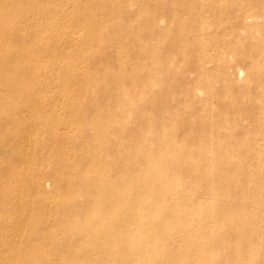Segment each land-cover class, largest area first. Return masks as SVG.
Here are the masks:
<instances>
[{"label":"rangeland","instance_id":"1","mask_svg":"<svg viewBox=\"0 0 264 264\" xmlns=\"http://www.w3.org/2000/svg\"><path fill=\"white\" fill-rule=\"evenodd\" d=\"M62 1L36 0L40 8H29L22 3L16 5L0 3L1 13L7 11L12 17L29 13L30 21L23 23L21 28L23 27V31L31 37L29 40L32 41L27 40L28 45L23 47L24 50L31 49V46L41 49L40 51L44 50L39 37L41 35L34 33L35 28L39 30V27L40 29L64 27L66 29L69 25H74L72 29L77 31L75 35L82 36L79 42L81 47L87 48L84 55L73 56L75 65L84 66L83 74L74 76L58 68H54L52 72L51 66L47 67L49 73H52L51 76L68 85L69 94L64 92L59 84L55 86L44 84L35 91L33 102L31 99L22 100L19 105H23L24 109L32 105L39 109V112H44L48 106H54L50 102L57 103L59 100L62 103L60 106L64 108L61 115L68 120L81 123L77 133L82 135L87 134V125L91 129L103 132V127L108 121L110 123L107 128L110 131L109 138L108 135L101 138L103 144L97 147L101 151L99 162L86 160L88 159L86 152L94 151L86 143L85 145L78 142L71 147L84 154L86 159L82 164L92 165L96 170L103 171V164L111 160L110 148L115 140L124 144L127 150L124 153L125 158L128 157L130 149L135 153L139 148L146 151L148 158L138 159L140 166L138 175L145 174L144 180L147 176L157 175L158 167L154 162L160 156L165 163L171 162V164L173 163L170 158L178 156L180 159L175 161L176 168L178 166L179 169L182 166L185 168L192 165L195 168L193 178L187 176L185 172L181 173V170H177L176 173L174 171L175 174L170 171L172 179L183 185L179 188L177 198L171 197L170 193L160 198L153 197L155 200L152 199V201L155 203L152 207L149 208L143 204L137 209L138 214L141 216L145 214L147 218H155L156 221H164L160 229L162 231L167 227L166 223L188 229L192 223L186 219H177L170 209L173 208L176 213L180 210L195 212L201 208L203 218L199 222L200 229L203 223L206 225L200 236L206 235L207 239L213 241V244L203 253L209 255V259L216 260L212 264H264V0H240V2L239 0H200L202 4L199 0H109L106 9L99 12L97 9L100 4L97 5L92 0L89 3L83 0ZM238 2L239 6H237ZM118 6L121 10L116 12L114 9ZM45 8L47 13L44 14ZM235 11L238 13L236 14ZM69 14L73 16L72 19ZM56 21L61 22L54 26L57 24ZM202 22L203 25H201ZM0 33L6 36L7 41L5 46H0L4 54L3 58L6 60L5 64L9 67L10 64L17 63L18 67L27 74V80L34 82L35 70L30 68L33 67V63H28L25 58L17 60L8 51L18 43L17 35L11 30L8 31L7 28L4 30L0 28ZM50 44L56 46V49L50 53L45 52L44 54L47 55L45 60L59 56L66 57L79 46L69 41L61 44L63 48L55 45L54 40H50ZM110 62H112L111 66L114 64L117 73L120 71L132 73L128 78L118 80L121 85L132 83L134 86L130 102L123 114L117 112L119 105L115 97L107 99V95H101V90L106 87L101 80H105L109 75L103 71H106ZM7 75L13 74L9 72ZM12 77L10 76L11 80L15 79ZM87 79L92 81L89 87H84V91H88L89 94L95 93L97 97L101 95L97 99L99 109L90 107L87 94H84L80 88L81 81ZM108 87H110L109 95L112 94L111 91L115 95L119 90L116 84ZM20 91L16 89L15 93H11L12 95L6 99L14 98L12 96L17 97ZM47 91L50 93L45 97L44 93ZM69 103L70 106H68ZM86 105H89L91 113H86ZM158 105L162 107V120L165 125L157 121L158 115L155 108ZM76 106L82 107V110L76 111ZM97 109L102 111L98 112ZM136 112L138 115L135 114ZM31 119L27 117L23 120L25 127H32L30 133L23 139L24 143L26 142V146H29L27 143L30 141L34 143L36 138L35 140L40 139L39 141L48 149H39L30 142V145H33L32 151L27 148L26 152L24 144V148L15 146L11 140L12 138L15 141V138H18V131L1 128L0 139L5 144L0 151L2 159V161L0 159V176H3L5 181L1 188L21 185L19 180L27 165L18 161V152L23 151L30 164L38 161L35 156L37 152H40L43 160L37 163L42 166L43 172L40 174H44L42 175L44 183L35 188L30 187L32 181L38 176L36 172L31 171L26 177L28 181L25 180V186L28 185L29 188L18 196L28 194L29 203L34 204V214L41 213L44 217H49L50 222L54 224L56 208L52 201L57 197L63 199L66 194V192L56 191L51 167L47 160L48 155L51 158L50 148L55 146L59 139H53L50 134L52 131L46 127L54 126V130L57 125L55 126L53 119L36 124L34 122L31 124ZM204 126L207 131L213 126L216 127L214 133L210 134V136L214 135V138H211L213 141L188 138V134L194 136L192 133L196 132L198 127ZM183 127L188 128V134L181 131ZM57 129L59 130L58 127ZM100 129L103 130L100 131ZM61 131L70 130L69 127H62ZM205 148L208 149L207 156L204 154ZM210 156L217 157L219 162L216 165L211 164L207 160ZM31 160L33 162H30ZM241 164H243L242 167ZM109 177L113 182L121 181V174L117 169L110 173ZM138 185L140 186L141 183ZM144 187L140 186L136 197H141L142 194L146 197ZM92 196L94 194L83 193L81 198H76L71 203L74 206L86 204ZM48 197L51 198L50 205L45 204L44 207H39L42 206L40 201ZM110 197L111 195L108 194L107 198ZM117 199L120 200L119 197ZM117 199L108 205L104 204L103 207L107 208L104 207L105 210H103L111 212L110 214L115 211L122 213L119 210L120 201ZM212 199H217L218 203L217 201L212 203ZM161 202H166L169 211L168 207H162ZM210 209L212 215L208 212ZM34 214L33 218L36 216ZM87 218L92 223L98 222V226L103 228L106 226L105 222L99 224V219L93 215V212L92 215L87 214ZM29 221L32 220H28V224ZM114 225L115 228L117 226L118 237L129 234L122 232L123 229L118 227L116 220L112 228ZM159 228L160 226L155 230L158 231ZM36 229H41L45 233L43 227L36 226ZM223 230L229 231L225 237L220 234L225 232ZM24 231L25 234L23 233L21 237L29 236L26 228ZM128 236H135V234ZM158 237L164 238L167 247L174 251L181 245L179 241L168 244L166 230ZM175 259H177L176 256ZM207 259L203 258L202 263L199 264H207Z\"/></svg>","mask_w":264,"mask_h":264},{"label":"bare ground","instance_id":"2","mask_svg":"<svg viewBox=\"0 0 264 264\" xmlns=\"http://www.w3.org/2000/svg\"><path fill=\"white\" fill-rule=\"evenodd\" d=\"M83 1L89 3V1L91 0H83ZM92 1L94 3H97V5L100 4L97 9L98 10L97 12L106 9L107 4L109 2V0H100V1L92 0ZM62 2L65 1L63 0ZM239 2L237 6H239ZM0 3L10 4V5H12L11 3L15 5L22 3L23 5H26L29 8L40 6L39 3L36 4L37 3L36 0H0ZM191 5H193V3ZM258 5L259 4H257V6ZM119 7L120 6H118L117 9L114 10L115 11L121 10L118 9ZM238 11H235L236 14L238 13ZM43 13L44 14L47 13L46 8L43 10ZM225 15L227 14L225 13ZM69 16H71L70 18L72 19L73 16L71 14H69ZM203 18H205L204 15ZM27 21H30V15L28 12L22 16L12 17L7 11L2 13L0 11V28H2L3 30L7 28L8 31L11 30L13 33L17 35V38L19 40L18 43L14 47L10 48V50L8 51L10 52L12 57L17 60L20 58H25L28 63H33V67L30 68L35 70V74H34L35 79L34 82L31 83L30 81L27 80L26 78L27 74L25 73V71L21 70L18 67L17 63L10 64L9 67L8 65L5 64L6 60H4L3 58L4 54L0 48V84L2 85L0 86V131L1 128L3 129L4 127L5 129L8 128L10 131L11 130L18 131L19 133L18 138H15V141L12 138L11 140L13 141L15 146L23 147V144L26 146L25 144L26 142L24 143L23 139L27 136V134L30 133L32 129V127H28V128L25 127L23 123V120L25 118L26 119L27 117L32 118L30 120L31 124H33V122L36 124V123H42L41 121L47 122V120H51V119L55 120V126L57 125L56 127H58L59 130L58 129L56 130V127L53 130L54 126L53 127L47 126L46 129L52 131L50 134L52 135L53 139H59V140L56 143V145L50 148L49 150V152H52V154L50 153L51 158H49L48 155L49 158L48 159L46 153H45L46 154L45 158H47L49 162L48 165H50L51 167V172H52L51 175L52 178H54V183H55L54 187L56 188V191L66 192V194H65V198L62 199L60 197H57L52 201L54 207L56 208V212H55L56 222L54 221V224L50 222L49 217H44V215L41 213L39 215L34 214L35 213L33 212L34 204L32 205L29 203L30 202L29 195L27 194V195L18 196V194L19 193L23 194V192L27 191V189L29 188L28 185L25 186L26 185L25 182L28 181L26 180V177L31 171L36 172L38 176L34 180L32 179L33 181L30 187L35 188L36 186L43 185L44 181L42 175L44 176V174H40L43 172V169L41 168L42 166H40V164L38 165V163H40L39 160L42 161L43 157L39 154L40 152H37L38 157L36 155L35 159H38L37 161L38 163L34 161L33 164H30L25 153H22L23 151L21 153L18 152V157H19L18 161L20 160L22 163L27 165L26 168L24 169L25 171L24 174L21 176V179L19 180L21 185L15 187H13L14 186L13 185L12 186L13 188H6V187L1 188L2 184L5 183V181L3 176H0V264H199L200 262L202 263L203 258L207 259L206 258L207 254L204 255L203 252L205 251L206 248H209L213 244L212 243L213 241L211 242L209 239H207L206 235H204L203 237L200 236L202 234V230L206 225L205 223H203L202 228L200 229L199 222L203 218V214H202L203 210L200 211L201 208L195 212L180 210L179 212L176 213L174 209L171 208L170 212L174 214V216H176L177 219L180 220L186 219L190 223L192 224L194 223V225L191 224V227L186 229L180 226L168 225L166 223L167 227L168 226L169 227L168 229H166L167 228L166 227L163 231L160 229L161 227H163L165 223L164 221L160 222V220L156 221L155 218L154 219L147 218L145 214H142L141 216L140 214H138L137 211V209L140 208V206H142L143 204L151 208L152 205L155 203V201H152V199L157 197L158 198L164 197L169 193L171 197L177 198V193H179L180 191L179 188L182 187L183 185L181 183H176L172 179L170 171L173 173L175 171L176 173L177 170H181V173L185 172L187 176L193 178L192 174L195 172V168L192 165L191 166L189 165L188 167L185 168L182 166L183 168L182 170V168L179 169L178 166L176 168L175 160L179 158L178 156L176 157L174 156L170 158L173 164H171V162L165 163L163 161V157L160 156L157 157V161L154 162L155 166L158 167L156 173L157 175L154 177L147 176L146 180H144L145 174H142L140 176L138 175V172L140 170L138 159L148 158V154L146 153V151L143 148H139L135 153L130 149L129 150L130 153L128 157L125 158L124 153H126L125 151L127 150L124 144L121 141L117 142L115 140V142H113L112 144V148H110L112 151L111 160L108 163L103 164L104 166L103 171L96 170L94 167H92V165L82 164L83 161L86 159L84 154H81L80 151L78 152L76 149H71V147H73L78 142L82 144L86 143L90 148H93L94 150L92 152H86V155L88 156L87 157L88 159L86 160L88 161L98 160L99 162L101 151L97 147L103 144L101 138L107 135L109 138L110 131L107 128L109 127L110 123H108V121L106 125L103 127L104 129L103 132H98V129L97 130L91 129L90 126L87 125L88 132L86 135H82L77 133V129L80 128L78 126H81V123L75 120L74 121L68 120L67 117L61 115V112L64 111V108L60 106V104L62 103L59 100H57V103L50 102V104H54V106H48V108L44 110V112H39V109L32 107V105L30 106L28 105L29 107L28 109H24L22 108L23 105L22 106L19 105L21 104L20 101L22 100L28 101L31 99L33 102L35 97L34 96L35 91L40 89L41 88L40 86L44 84H49V85L52 84L54 86L56 84H59L60 87L63 88V91L69 94L68 85L66 83H62L58 81V79H55L53 76H51L52 73H49V69L47 67L51 66L50 69L51 71L52 70L54 71V68H58L61 70L63 69L66 70L68 73L70 72L74 76L78 74H83L84 66H81L80 64L75 65L73 56L75 55L80 56L82 54L84 55L87 52V48L81 47L79 43L81 40L80 38L82 36H80V34L78 36L75 35L77 31L72 29V26L74 25H69L66 29H64V27L63 28L57 27V29L56 28L40 29L39 27V30L38 28H35L34 33H40L41 35L39 37L41 39L42 45L44 46V50H42L43 51L42 52L40 51L41 49H38L35 46H31L30 43L29 45L31 46V49L24 50L25 48L23 49V47L27 44V40L32 41L29 40V38L31 37L27 36L25 31H23V27L21 28L23 23ZM60 22L61 21H56L57 24L54 26H57ZM72 23L73 21L71 22V24ZM201 25H203V22ZM203 32L204 31L202 28V33ZM112 33L116 34L115 31H112ZM5 37L6 36H3L2 33H0V46L1 45L5 46L7 44ZM50 40H54V42L56 41L55 45L59 46L60 48H63L61 47L62 46L61 44L64 43L65 41H69L72 44L74 43L79 46L75 49V51L68 53L66 57L59 56V57L51 58L49 60H45L47 56L45 54L50 53L56 49V46L50 44ZM111 63L112 62L109 63L110 65L106 69V71H103L104 73H107L109 75H107L108 77L105 78V80H101L103 86H106L103 88V90H101V95H107V99H111L112 97H115V100L118 101L117 104L119 105V109H120L119 110L117 108V112L123 114L126 112L125 111L126 106L130 102V96L134 86L132 83L121 85L119 84L118 80L119 78H128V76H130L132 73L129 74L128 71L123 73L120 71L117 73L114 69V64H112L111 66ZM239 70L241 71V69ZM240 71H238L239 75H240ZM9 72L12 73L13 75H7V73ZM64 75H67V73H64ZM10 76H13L12 78L15 79L11 80ZM91 81L92 80L90 79L81 81L80 88L84 91V87H89ZM114 84H116L117 87H119V90L116 92L115 95L112 91H111L112 94L109 95L108 88L110 87L108 86H114ZM16 89L21 90L20 93H18L17 97L12 96L14 98L6 99V97L12 95L11 93H15L14 91H16ZM49 93L50 92L48 91L44 93L45 97ZM84 94H87L88 96L87 98L88 101L90 102L89 103L90 107L92 106L98 107L97 99L101 95H98L97 97L95 93L90 92L89 94V92L86 90L84 91ZM41 102L47 103L46 101L45 102L41 101ZM89 105H86L85 108L86 113H91ZM68 106H70V103L68 104ZM72 108L73 107L71 106V109ZM81 110L82 107L80 106L77 107L76 109V111H81ZM100 111L102 110H98V112ZM155 111L158 115L157 121L159 123H163L164 121L162 120V116H163L162 107L158 105L155 108ZM135 114L138 115V112H136ZM163 125L165 124L163 123ZM62 127H69L70 131H61ZM205 128L206 126L198 127L196 132L192 133L194 136L188 134L189 131L188 128L183 127L181 128V131L184 134H188V138L193 137L195 140L204 139L206 141L207 140L213 141V139L211 138H214V135L210 136V134L214 133L216 127L213 126L211 129L208 128L209 130H211L210 133L209 130L207 131V129ZM103 129H100V131ZM39 134H40V130H39ZM35 139H34V143L30 141L31 143L34 144V146H36L39 149L47 148L46 145H44L42 142L39 141L40 139L39 140L38 139L35 140ZM0 142H1L0 143V151H1L5 147L4 146L5 144L2 143V139H0ZM30 142L27 143L29 146H26V152H27V148L31 149L33 147L32 144L30 145ZM168 144H170L169 141ZM23 148H21V150H23ZM207 152L208 149L205 148L204 154L206 156H207ZM207 160L211 164H215V165L216 163L219 162L217 160V157L211 158L210 156V158L208 157ZM30 162H33V160H31ZM242 165L243 164H241L240 166L242 167ZM115 169H117L121 174V181L119 183L111 181V178L109 177L110 173L115 171ZM138 183H141L140 185L141 187L145 186L144 189L146 190L145 191L146 197H144L143 194L141 197H136V194L140 189ZM146 192L148 194H146ZM83 193H89V195L94 194V196L90 197V199L86 204H80L78 206L72 205L71 201L76 198L77 199L81 198ZM108 194H110L112 198L111 197L107 198ZM49 197L44 198V200H41L40 204L42 206L39 207H44L45 204L46 206L47 204L50 205L49 201L51 198ZM118 197L120 200L117 199ZM114 199L120 201L119 210L122 213H117V211H115L112 214H110L111 212L104 211L105 210L104 207L105 208L107 207L106 206L103 207V205L110 204ZM214 201L216 202L217 199L216 200L212 199V203ZM240 201H242V199ZM28 207H30V209ZM162 207H166V208L168 207V211H169V206L166 205V202L162 203ZM92 212L93 215L98 217L99 224L103 222L106 223V226L104 228L103 226L100 225L98 226V222L92 223L91 221L88 220L87 214L92 215ZM208 212L210 213V215H212L211 209ZM261 212L262 211H260V213ZM45 213L47 214V211ZM33 214L36 215L34 216V218H33ZM28 220H32V221H29L30 223L28 224ZM115 220L118 223V227L123 229L122 232L129 233L128 235L135 234V236L129 237L128 235H124L120 233L122 235H119L118 237V232H117L118 229H116L117 226L115 228L114 225V227L112 228V224ZM33 224L35 226H33ZM36 226L43 227L45 233H43L41 229H36ZM159 226H160L159 230L158 231L155 230V228ZM25 228L29 232V236L26 237L23 236L24 237L23 238L21 237V235H23V233L25 232L24 231ZM165 230H166L167 241H169L168 244H172L175 241L181 242V245L177 250L174 251L173 249H170L169 246L167 247L166 240L164 238L159 239L158 236H160V233L164 232ZM57 231L58 233H56ZM223 231L225 232L223 233L220 232V234L225 237V235L228 234L229 231L228 230H223ZM121 244L124 245L121 246ZM175 256L177 257V259H175ZM207 256H208V259L206 260L207 264H212L216 262L215 259H209V255ZM168 258H170V260H167ZM227 261L228 260H226V262Z\"/></svg>","mask_w":264,"mask_h":264}]
</instances>
